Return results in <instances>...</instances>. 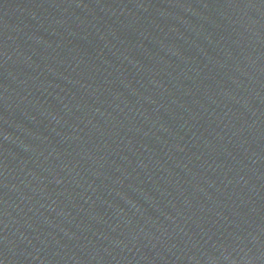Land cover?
Returning a JSON list of instances; mask_svg holds the SVG:
<instances>
[{"label": "water", "instance_id": "water-1", "mask_svg": "<svg viewBox=\"0 0 264 264\" xmlns=\"http://www.w3.org/2000/svg\"><path fill=\"white\" fill-rule=\"evenodd\" d=\"M0 264H264V0H0Z\"/></svg>", "mask_w": 264, "mask_h": 264}]
</instances>
